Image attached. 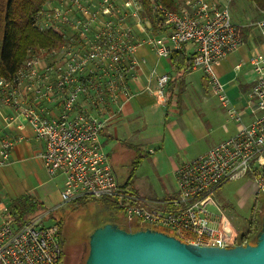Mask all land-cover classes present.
<instances>
[{"label": "built area", "instance_id": "obj_1", "mask_svg": "<svg viewBox=\"0 0 264 264\" xmlns=\"http://www.w3.org/2000/svg\"><path fill=\"white\" fill-rule=\"evenodd\" d=\"M232 1L174 0L175 10L158 5L164 20L156 28L162 31L148 43L163 57L189 44L191 68L203 72L219 104L240 124L235 134L178 166L176 194L162 199L144 198L126 188L100 140L103 125L134 95L128 81L135 68V28L154 30L140 2L45 1L33 25L56 32L62 43L28 48L10 78L0 75V115L7 127L28 124L43 140L45 170L63 178L62 203L108 198L126 223L165 230L198 245L238 243V227L213 194L225 182L248 176L255 197L264 198V50L250 57L255 80L244 106L237 109L214 70L244 43L243 26L232 20ZM251 26L264 43V9ZM167 80V75L158 76L157 87L147 84L144 89L164 99ZM6 107L9 113L2 112ZM0 136L9 135L0 127ZM13 143L10 138L0 140V165L8 162ZM0 264H62L58 224H44L37 215L17 225L4 215Z\"/></svg>", "mask_w": 264, "mask_h": 264}, {"label": "crops", "instance_id": "obj_2", "mask_svg": "<svg viewBox=\"0 0 264 264\" xmlns=\"http://www.w3.org/2000/svg\"><path fill=\"white\" fill-rule=\"evenodd\" d=\"M238 25L243 26L241 35L244 43L235 50L236 53L228 54L214 70L224 83L233 106L241 109L245 100L237 97L235 90L238 88L245 92L250 86L233 75V69L241 65L235 54H242L245 59L248 51L246 61L250 63L252 55L264 50V43L254 32L252 22ZM161 31L156 28L151 33L136 26L132 41L135 47L131 55L135 68L128 81L129 90L134 95L100 131V140L118 180L124 184L130 178L136 193L151 199L175 195L178 166L235 134L240 126L219 104L200 69L190 67L185 72H178L170 56L155 53L148 38ZM184 49L186 54L192 53L189 44H185ZM161 75L168 76L164 99L144 89L147 84L157 87V77ZM227 84L231 85L230 90H227ZM10 111L8 107L2 110L3 113ZM247 119L244 115V120ZM0 127L9 135L0 136V140H14L8 162L0 165V221L6 215L4 208L25 193L34 196L47 210H53L62 203L60 189L63 178L51 177L45 170L41 157L43 140L33 135L28 124L16 128L12 123L7 127L1 115ZM116 168L125 169L123 179L118 177Z\"/></svg>", "mask_w": 264, "mask_h": 264}, {"label": "trees", "instance_id": "obj_3", "mask_svg": "<svg viewBox=\"0 0 264 264\" xmlns=\"http://www.w3.org/2000/svg\"><path fill=\"white\" fill-rule=\"evenodd\" d=\"M46 0H0V75L10 78L25 59L27 49L30 47L52 46L62 43V38L52 30H38L33 25V16L40 10ZM142 6V14L156 29L158 23L163 22L164 16L158 5L165 9L175 10L174 0H138ZM258 8L264 9V0H251ZM193 54H186L184 46L170 52V58L178 72H185L191 67ZM135 167L132 168L131 175ZM125 187L136 193L130 178L124 183ZM82 199V198H79ZM105 200L106 206L110 210L118 207L108 198ZM262 199L255 197L249 211L245 227L238 228V243H255L257 232L261 227V216L259 210L262 207ZM44 205L31 194L25 193L13 199L6 210V215L17 225L37 216ZM264 209V205L262 207ZM51 212V211H49ZM59 226V240L61 244V260L64 256L65 238L62 235L63 220L56 219ZM106 222L116 223L118 226L134 231L139 226L121 223L116 220L100 222L97 226ZM165 231V230H163ZM185 240L184 237H179Z\"/></svg>", "mask_w": 264, "mask_h": 264}, {"label": "water", "instance_id": "obj_4", "mask_svg": "<svg viewBox=\"0 0 264 264\" xmlns=\"http://www.w3.org/2000/svg\"><path fill=\"white\" fill-rule=\"evenodd\" d=\"M83 264H264V210L255 243L218 247L189 243L163 230L96 226Z\"/></svg>", "mask_w": 264, "mask_h": 264}, {"label": "rangeland", "instance_id": "obj_5", "mask_svg": "<svg viewBox=\"0 0 264 264\" xmlns=\"http://www.w3.org/2000/svg\"><path fill=\"white\" fill-rule=\"evenodd\" d=\"M260 9L251 0H234L231 5L232 20L238 24L255 22L259 18ZM237 51H235L236 53ZM246 52V51H245ZM247 57L248 56V51ZM234 54V53H233ZM236 55V61L241 62L238 68L233 69V75L237 80H244L248 84L253 85L255 74L251 68L252 65L244 59L242 54ZM231 85L227 84V90H230ZM245 92L235 90L237 97L246 99ZM226 90V89H225ZM243 92V93H242ZM227 93V92H226ZM235 94V95H236ZM228 95V94H227ZM232 121V120H231ZM116 168L118 177L123 179V168ZM254 182L245 176L240 179L231 180L221 185L213 194L216 201L227 209V213L231 216L236 227H245L250 208L254 198ZM262 207L264 198L262 199ZM262 207L259 210V215L263 213ZM51 211V212H49ZM39 216L44 224L56 223V219L63 220L62 235L65 238L64 254L67 258V264H83L88 248L89 233L103 221L116 220L121 223H126L123 212L118 209L110 210L104 199L82 198L74 201L63 202L53 210L42 208L39 210Z\"/></svg>", "mask_w": 264, "mask_h": 264}, {"label": "flooded vegetation", "instance_id": "obj_6", "mask_svg": "<svg viewBox=\"0 0 264 264\" xmlns=\"http://www.w3.org/2000/svg\"><path fill=\"white\" fill-rule=\"evenodd\" d=\"M61 263H62V264H67V258H66V256H65V254H64V256L62 257Z\"/></svg>", "mask_w": 264, "mask_h": 264}]
</instances>
